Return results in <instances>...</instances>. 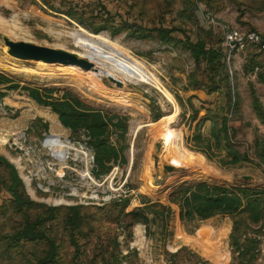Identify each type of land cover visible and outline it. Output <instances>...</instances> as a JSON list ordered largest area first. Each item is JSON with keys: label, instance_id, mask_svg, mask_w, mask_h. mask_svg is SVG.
Here are the masks:
<instances>
[{"label": "rangeland", "instance_id": "374dc122", "mask_svg": "<svg viewBox=\"0 0 264 264\" xmlns=\"http://www.w3.org/2000/svg\"><path fill=\"white\" fill-rule=\"evenodd\" d=\"M32 5L0 0V264L47 257V238L22 233L35 221L31 231L53 243L51 259L42 264H264V0H126L127 27L94 16L92 6L68 19ZM156 27L173 28L170 39ZM78 30L123 48L158 82L25 58L7 44L53 47L85 60L75 53L82 50L71 34ZM231 30H256L260 43L230 49L224 34ZM186 36L216 56L206 63ZM29 89L66 98L86 113L99 111L103 123L96 130L92 116L81 124L94 140L96 173L118 165L112 186L120 197L53 204L45 194H29L22 179L9 190L11 132L26 127L40 138L50 120L59 119ZM197 89L213 93L208 102L187 96ZM164 164L179 168L160 174ZM198 183L235 192L241 206L181 216L183 191ZM14 192L26 201L13 200ZM129 210L141 219L130 224Z\"/></svg>", "mask_w": 264, "mask_h": 264}, {"label": "built area", "instance_id": "2783aa9c", "mask_svg": "<svg viewBox=\"0 0 264 264\" xmlns=\"http://www.w3.org/2000/svg\"><path fill=\"white\" fill-rule=\"evenodd\" d=\"M224 40L230 49H242L249 43H260V36L256 30H231L225 32ZM26 129L13 130L9 146L13 165L29 194H45L61 200L59 203L72 204L103 203L121 196L118 188L112 186L118 165L108 173H96L95 149L86 128L76 132L66 127L62 131L43 128L40 138Z\"/></svg>", "mask_w": 264, "mask_h": 264}, {"label": "trees", "instance_id": "16d2710c", "mask_svg": "<svg viewBox=\"0 0 264 264\" xmlns=\"http://www.w3.org/2000/svg\"><path fill=\"white\" fill-rule=\"evenodd\" d=\"M83 6H80V13L84 11ZM93 15L98 16L100 15L104 20H108L110 22L117 21L119 24L124 25L125 27L129 26V20L128 17H126L127 12H115L110 13L108 9L105 7L104 4L101 2L96 3L95 7L93 9ZM118 17V19H117ZM117 19V20H116ZM156 29L161 36L165 40L170 39L169 33L173 31V28L166 29L164 27H156ZM189 47L192 49L193 53L197 56H201L202 59L206 61V63L210 62L213 57L216 56L215 51L213 48H211L209 45L204 44L201 40L196 39L195 41H191L188 39V36L185 37ZM30 95L35 98L38 102H43L46 104H49L52 109L58 114L59 119L63 125L68 127L69 129H73V132H76L79 128H86L89 131V134L91 136V142L95 149L94 140L92 137V134L89 130V128L86 125H82L89 123L88 122V116H92L93 122L90 124L93 126V128L96 130L97 127H99L103 122L99 121L101 120V115L98 110H94V112L86 113L82 110H78L73 108V104L66 98H50L46 96H42L38 90L35 89H29ZM81 109H89L84 106H80ZM52 124H54V121ZM6 165L9 167L11 171V178H12V186H9V190H13L15 185H17L21 178L19 177L14 165L11 162H7ZM240 189V188H239ZM243 190V189H240ZM13 200H15L17 203H23L26 200L22 199L16 192L12 194ZM180 212L181 216L187 215L189 217L193 216V212H195L197 215L201 217H206L211 214H214L216 212H227L231 211L232 209H238L241 206V197L236 194L233 191H230L226 188H220L219 186L215 185H208L206 183H198L194 184L190 187L185 188V190L182 193V199L180 201ZM50 209H54L53 206L49 207ZM141 213L137 212L135 210H129L124 213L125 216H130L133 220L130 222V224L138 221L141 219L139 217ZM145 216H143L144 218ZM37 221H35L32 225L23 228L22 233L26 237L30 238H39V237H45L49 241L50 244V251L47 255V257L44 260H40L37 264H42L44 261H48L51 259L53 254V243L52 240L47 237L43 232H33L31 229L36 225Z\"/></svg>", "mask_w": 264, "mask_h": 264}, {"label": "bare ground", "instance_id": "6f19581e", "mask_svg": "<svg viewBox=\"0 0 264 264\" xmlns=\"http://www.w3.org/2000/svg\"><path fill=\"white\" fill-rule=\"evenodd\" d=\"M10 26L13 29L17 26V23L12 22ZM71 34H74L77 43L82 48L80 52L75 53L83 56L85 60L91 61L93 66H99L105 72L110 70L133 83L152 85L158 82L156 76L141 61L107 39L84 30L74 31ZM51 200L59 203L56 201L58 199L52 198Z\"/></svg>", "mask_w": 264, "mask_h": 264}, {"label": "crops", "instance_id": "0c3cea01", "mask_svg": "<svg viewBox=\"0 0 264 264\" xmlns=\"http://www.w3.org/2000/svg\"><path fill=\"white\" fill-rule=\"evenodd\" d=\"M99 2L104 4L110 13H115L116 11L123 12V10L126 12L128 9V7L126 6V0H31V3L33 5H37L41 9L46 10L47 12L58 14L68 19L74 18L78 14H80V10H79L80 6H83L82 8H84L85 10L91 6L95 7V4L96 3L99 4ZM212 94H213L212 92L209 93V92H205L204 90L197 89L194 91L192 90L188 91L187 96L195 97L196 95L201 99H205V102H208L207 99L209 98L207 97L212 96ZM54 119H56L57 123L55 122L53 124L54 127L52 128L53 122H51L50 120L49 124H47L48 130L62 131L65 126L59 121L58 118H54ZM42 120L45 121V119Z\"/></svg>", "mask_w": 264, "mask_h": 264}, {"label": "water", "instance_id": "95a60500", "mask_svg": "<svg viewBox=\"0 0 264 264\" xmlns=\"http://www.w3.org/2000/svg\"><path fill=\"white\" fill-rule=\"evenodd\" d=\"M7 44H9L18 55L25 58H32L35 60L43 59L46 61H68L69 63L80 65L85 69L93 66L91 61L80 59L71 53L64 52L53 47H39L25 42H11L10 40L7 41ZM117 84L120 85L121 83L117 81ZM178 168L179 166L174 164H164L160 174H163L166 171H173Z\"/></svg>", "mask_w": 264, "mask_h": 264}]
</instances>
